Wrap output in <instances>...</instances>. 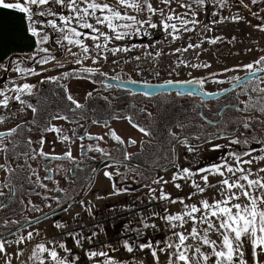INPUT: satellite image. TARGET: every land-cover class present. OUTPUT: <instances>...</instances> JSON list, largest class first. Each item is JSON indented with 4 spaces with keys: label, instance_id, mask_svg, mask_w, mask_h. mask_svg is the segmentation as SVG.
I'll use <instances>...</instances> for the list:
<instances>
[{
    "label": "snow or ice",
    "instance_id": "snow-or-ice-1",
    "mask_svg": "<svg viewBox=\"0 0 264 264\" xmlns=\"http://www.w3.org/2000/svg\"><path fill=\"white\" fill-rule=\"evenodd\" d=\"M230 24L264 34V0H0V211L39 214L0 217V264H264V46L254 41L248 62L211 71L200 59L205 45L235 44L221 31ZM164 58L168 77L189 69L190 78L163 86L200 102L193 122H165L162 146L141 168L132 162L151 139L114 124L151 138L140 117L157 119L147 107L113 106L141 83L115 68L134 64L143 76L142 62L159 68ZM110 141L120 155L103 146ZM83 158L105 163L69 195ZM84 189L90 199L79 198ZM76 205L70 221L51 219Z\"/></svg>",
    "mask_w": 264,
    "mask_h": 264
},
{
    "label": "flooded vegetation",
    "instance_id": "flooded-vegetation-1",
    "mask_svg": "<svg viewBox=\"0 0 264 264\" xmlns=\"http://www.w3.org/2000/svg\"><path fill=\"white\" fill-rule=\"evenodd\" d=\"M127 89L131 93H134L135 95H128L124 97L123 99L113 100L112 101L113 106L119 107L123 105L128 110H131L132 105H136L137 109H139L140 107H147L149 111H152L153 117H156L157 119V122H153L152 118L150 117H146V116L140 117L142 124L152 125L153 130L155 132V136L151 138L143 137L138 132H131L126 122L120 123V124H114V127L118 128V130L122 134L124 135L131 134L138 141L140 139H145V140L151 139V145L146 146L142 155L132 162L133 166H140L141 168H143L147 165L148 162H150L153 159V153H156L158 149L162 146V142L164 141L165 122L174 123L175 120L177 119L182 120L184 123L193 122L192 116L194 115V113L192 112V109L199 104L200 98L198 96L197 97H178L175 95L177 91L160 92V93L153 94L150 97H145L144 93L142 92H135L130 88H127ZM223 102H224L223 99L220 102H217L216 100H213V99H206V103L210 107H219L220 104H222ZM91 115L92 113L91 111H89L88 116L90 117ZM186 116L187 118H185ZM0 130H3V129L0 128ZM88 130L94 134L100 133L102 131L100 127L95 126V125H93ZM174 130L178 131V129H174ZM52 138H53L52 136H49V141H51ZM85 143H87V141H85ZM103 146L106 149L111 150L114 155H117V156L120 155V153L116 151L114 141H110L108 144H104ZM46 150H49L47 145H46ZM128 150L132 152H139L140 151L139 143L134 146H129ZM55 151L57 153H61L62 151H64L63 145L57 144L55 146ZM73 153L74 155L77 154L75 145L73 146ZM57 163H60V162H57ZM63 163L65 167H72V165L69 164L68 162H63ZM104 163H105L104 161H101L99 159L89 161L86 158H83V163L81 165V167L83 168V171L78 172L77 182L72 185H65V187H68L69 189V195H74L75 193L81 192L82 189L80 185L83 184L85 180L87 179V176L90 173L91 168L102 169ZM2 175L3 174L0 173V176ZM100 175H102V173H100ZM145 175H147V173H145ZM124 183L127 184L130 191L135 192L137 194H139L143 190V185L141 184H136L135 182H129V181H125ZM83 192H84V195L79 198H86L88 196V192L86 189H84ZM112 201L117 202V200L114 199V200H111L110 203H113ZM77 206L79 205H76V207ZM62 212L63 211L61 209H57L55 215L57 214L61 215ZM15 213L16 214L13 215L12 212L0 211V217H4L7 215L13 219H22L24 216L39 215L38 213H30L27 210H22L19 207H15ZM0 231H4V230L0 229ZM6 234L7 233L5 232V235Z\"/></svg>",
    "mask_w": 264,
    "mask_h": 264
},
{
    "label": "rangeland",
    "instance_id": "rangeland-1",
    "mask_svg": "<svg viewBox=\"0 0 264 264\" xmlns=\"http://www.w3.org/2000/svg\"><path fill=\"white\" fill-rule=\"evenodd\" d=\"M251 19V17H249ZM222 33L227 35L229 38L232 35L236 36V42L234 45L231 44H224V45H218L217 47H212L209 45H205V47L209 48V51L202 54L200 59L208 61L212 63V69L208 70H215L218 68H221L223 65H232L236 63L237 61H243V62H248L253 56L257 55L256 52H253L252 54H246L244 49L248 46H251L254 41H259L260 46H264V34L258 33L253 31L251 28L247 27L246 25L240 24V25H227L223 26L221 29ZM217 34H221L220 32H217ZM211 35V33H209ZM239 52V56L232 55V53ZM189 69H183L180 72L179 76H173L170 77L171 79H189ZM192 71V76H200L202 74H205V70H191ZM227 85H207V88L209 90H215L219 87H225ZM256 147H259L258 145ZM202 163H206V161H202ZM170 174V173H169ZM105 186V185H103ZM171 190V189H170ZM130 197V196H129ZM128 199V197H119L115 200L117 202L113 203H108L107 206H104L102 208H107L111 207L113 204L118 203L120 200H125ZM101 209V208H100ZM80 207L77 206L74 209H71L69 212L63 211L61 215L57 214L51 219H58L60 218L61 220H71L72 215L74 214L75 211H79ZM86 218V217H85ZM40 227L46 229L50 234L55 232L56 230L51 226L50 222H43Z\"/></svg>",
    "mask_w": 264,
    "mask_h": 264
},
{
    "label": "built area",
    "instance_id": "built-area-1",
    "mask_svg": "<svg viewBox=\"0 0 264 264\" xmlns=\"http://www.w3.org/2000/svg\"><path fill=\"white\" fill-rule=\"evenodd\" d=\"M171 61L168 60L167 58H164L162 60L161 66L159 68H153L151 64H148L146 62H142L143 63V67L146 69L145 73L143 76H138L137 72L134 70V64L133 65H129V66H124L122 63L119 67L115 68L116 72H119L121 70V68H123L125 73L130 74L132 79H135L137 81H148V82H163L165 79H169L170 77H168L167 72H166V68L168 66V64ZM155 62H153L154 64ZM148 69H151V71H148ZM155 71H159L160 72V77L159 79H157L154 75ZM134 197H128V200L133 199ZM106 208H101V211H103ZM86 222V218L85 221Z\"/></svg>",
    "mask_w": 264,
    "mask_h": 264
},
{
    "label": "water",
    "instance_id": "water-1",
    "mask_svg": "<svg viewBox=\"0 0 264 264\" xmlns=\"http://www.w3.org/2000/svg\"><path fill=\"white\" fill-rule=\"evenodd\" d=\"M149 84L152 85L151 88H149L146 84L143 82L137 83V84H127L126 87L132 89L135 92H142L145 93L146 91L152 92L153 94L160 93V92H170V91H180L182 89L178 88L177 86H163V82H148ZM159 85V87H157ZM206 99H211V98H205Z\"/></svg>",
    "mask_w": 264,
    "mask_h": 264
},
{
    "label": "crops",
    "instance_id": "crops-1",
    "mask_svg": "<svg viewBox=\"0 0 264 264\" xmlns=\"http://www.w3.org/2000/svg\"><path fill=\"white\" fill-rule=\"evenodd\" d=\"M107 183H108V182H107L106 180L103 181V185L106 186ZM86 198H89V199H90L91 197L88 195ZM110 201H111V200H110ZM110 201H107V202H99V207L102 208V207H104V206H107L108 203H109Z\"/></svg>",
    "mask_w": 264,
    "mask_h": 264
}]
</instances>
